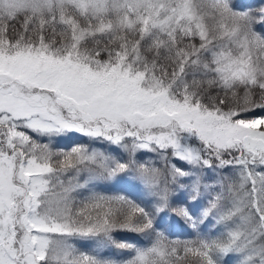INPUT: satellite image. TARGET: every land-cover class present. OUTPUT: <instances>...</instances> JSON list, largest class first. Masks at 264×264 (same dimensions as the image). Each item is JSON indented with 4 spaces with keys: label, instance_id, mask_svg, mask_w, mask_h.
I'll use <instances>...</instances> for the list:
<instances>
[{
    "label": "snow or ice",
    "instance_id": "1",
    "mask_svg": "<svg viewBox=\"0 0 264 264\" xmlns=\"http://www.w3.org/2000/svg\"><path fill=\"white\" fill-rule=\"evenodd\" d=\"M230 261L264 264V0H0V264Z\"/></svg>",
    "mask_w": 264,
    "mask_h": 264
},
{
    "label": "trees",
    "instance_id": "2",
    "mask_svg": "<svg viewBox=\"0 0 264 264\" xmlns=\"http://www.w3.org/2000/svg\"><path fill=\"white\" fill-rule=\"evenodd\" d=\"M74 139H78L81 142L87 143L83 140V137H81L79 134H76L74 136ZM137 158L142 163L153 160L156 162L155 166L163 167L162 162L150 154L138 155ZM102 180L104 181V183L101 185L102 187L101 190L108 194H125L130 198L129 194L132 192H136L142 196H147L143 182L138 177L132 174L121 173L115 178L102 179ZM205 182L207 183L210 181H205ZM185 183H189V181H185ZM202 195H206V194L202 193ZM186 198H187V193H183L182 195L178 194L174 196L175 202L173 203L172 207L173 208L176 207L177 204H179L181 201L185 200ZM146 206L149 207L150 209L152 207L150 203L146 204ZM156 221H157V230L164 232V234L169 239L183 240V239L192 238L195 235L192 229L184 222L183 218L176 215L174 212L168 213L167 210L163 213H159L156 216ZM211 227L212 225L211 223H209V225L202 231L204 233H208ZM131 235L134 242L138 243V246H142V245L144 246L148 244V241L144 237H140L135 234H131ZM232 262L234 263V261Z\"/></svg>",
    "mask_w": 264,
    "mask_h": 264
},
{
    "label": "rangeland",
    "instance_id": "3",
    "mask_svg": "<svg viewBox=\"0 0 264 264\" xmlns=\"http://www.w3.org/2000/svg\"><path fill=\"white\" fill-rule=\"evenodd\" d=\"M237 2L241 3V4H249V3H254L255 0H237ZM74 135H75V133L69 134L66 137H64L63 139H61L64 142V144H67V145L64 148H60V149L70 150V148L72 146L76 145V144H73V136ZM83 139H84V137H83ZM101 180L98 181V184L100 185V187L98 189H102L101 185L104 183V181L103 180L101 181ZM116 182H114V183H116ZM129 195H130V198H135L138 201H148L150 199L148 196H142L136 192H132ZM172 212L173 211L171 209H168V213H172ZM144 246H146V245H144ZM141 247H143V245ZM230 264H234V263L232 261H230Z\"/></svg>",
    "mask_w": 264,
    "mask_h": 264
}]
</instances>
